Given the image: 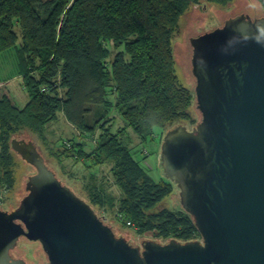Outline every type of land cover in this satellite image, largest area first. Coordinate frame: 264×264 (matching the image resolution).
<instances>
[{
  "label": "trees",
  "instance_id": "trees-1",
  "mask_svg": "<svg viewBox=\"0 0 264 264\" xmlns=\"http://www.w3.org/2000/svg\"><path fill=\"white\" fill-rule=\"evenodd\" d=\"M226 5L233 0H203ZM264 8V0H257ZM202 0H0V55L18 58L21 99L0 72V184H14L12 135L22 129L44 135L63 113L94 147L61 141L64 157L97 166L111 161L121 195L89 187L91 202L117 208L116 220L138 233L183 242L201 237L185 210L152 211L174 188L158 182L114 133L115 114L141 141H157L173 122L190 120L191 89L176 73L173 37L180 18ZM20 29V32H19ZM60 147V146H59ZM62 150V149H61ZM92 176L95 175L92 174ZM104 219L105 216H103Z\"/></svg>",
  "mask_w": 264,
  "mask_h": 264
},
{
  "label": "water",
  "instance_id": "water-1",
  "mask_svg": "<svg viewBox=\"0 0 264 264\" xmlns=\"http://www.w3.org/2000/svg\"><path fill=\"white\" fill-rule=\"evenodd\" d=\"M190 41L201 121L169 129L161 155L201 240L132 244L19 131L11 148L36 173L19 207L0 209V264H27L10 251L21 236L39 241L51 264H264V14L229 13Z\"/></svg>",
  "mask_w": 264,
  "mask_h": 264
},
{
  "label": "rangeland",
  "instance_id": "rangeland-1",
  "mask_svg": "<svg viewBox=\"0 0 264 264\" xmlns=\"http://www.w3.org/2000/svg\"><path fill=\"white\" fill-rule=\"evenodd\" d=\"M235 3V2H234ZM232 3L231 7L225 8L227 13L231 16L236 14L238 3ZM249 3H240V10L248 12L252 17H258L264 14V8L261 6L259 1ZM197 8L192 7L191 10H188L184 15L181 16L179 31L173 37V53L175 55V64H176V73L180 78V81L185 86L189 87L195 97V88H196V77L192 74V46L190 37L203 34L205 31H212L219 25H222L225 18L220 17V15L213 11L203 12L204 5L202 3L197 4ZM194 6V5H192ZM229 16V15H226ZM20 32V29H19ZM20 65L19 60L14 56V53L6 56L0 55V72L2 78H11L15 74L19 76ZM14 93L17 94L21 99L27 98V93L22 90L20 79L14 77L13 79H8ZM191 119L190 120H180L173 122L166 126L164 129L159 130V132L168 133L169 129H172L177 124L186 125L187 130H192L193 127H196L198 121H201V111L197 108V98L195 97L192 106L190 107ZM115 120L113 123L112 131L118 133L120 130H124V142L133 147L135 156L138 159L144 157V165L148 168L149 174L158 182L170 181L172 183L173 192L166 196L163 201H161L157 206L154 207L152 211L169 208L171 210H181L182 199L181 191L179 184L167 177L165 172V167L162 164V146L163 139L166 136L164 135L163 139L157 141H148L144 142L139 139V137L126 127V124L123 122L120 117L119 112L114 111ZM19 131H27L29 136L33 138L34 142L38 146L47 161L49 167L56 171L58 178L61 182H64L66 185L71 187L74 192H77L83 199L91 203L96 213L100 216H105V222L108 224L114 225V229H119L121 232L117 235H125L126 232H129L130 237L125 236L132 244L141 245L142 238H149L152 240L159 239V242L165 243L169 238L164 239L152 233L140 234L135 228H130L116 220V206L106 205L100 206L91 202L89 196V187L98 184L102 186L107 193L113 194L118 199L121 195V190L118 189L115 180L112 176V162L104 161L103 163L93 166L91 163H86L84 161H77V158L64 157L66 154L63 153V148H61L62 138L64 139H73L76 138L81 142H88L87 150L91 151L94 147V140L99 136L100 130H98L95 136L82 137L79 134V131L74 125H71L65 115L60 113L58 118L54 121H51L44 130V135L33 132L31 129H22ZM17 131V133H19ZM14 135L12 137L14 138ZM60 146V147H59ZM62 149V150H61ZM1 151V150H0ZM15 166L13 167L14 172V186L12 188L6 189L0 184V207L5 210L18 208L23 199V196H26L28 191L25 189L24 185H27L29 175L36 173L35 167L25 161L19 153L13 151ZM92 174L95 175L92 176ZM179 191V192H178ZM201 240V237L197 238ZM13 257L23 258L28 264H51L48 261L47 254L42 248V244L39 241L26 238H21L19 244L12 252ZM20 254V256H19Z\"/></svg>",
  "mask_w": 264,
  "mask_h": 264
},
{
  "label": "crops",
  "instance_id": "crops-1",
  "mask_svg": "<svg viewBox=\"0 0 264 264\" xmlns=\"http://www.w3.org/2000/svg\"><path fill=\"white\" fill-rule=\"evenodd\" d=\"M256 0H233V1H231V2H229V3H227L226 5H221V4H218V3H207V2H205V1H203L202 0V5H204L203 7H204V11L203 12H208V11H215V12H217L219 15H220V17H222V18H225V17H228V16H226V15H229L228 13H227V11H226V9L225 8H227V7H231V5H232V3H236L237 2V4L240 2H244V3H249V5H251L250 4V2H255ZM234 3V4H235ZM240 3L238 4V8H237V11H236V14H239V13H242V12H245V11H243V9H241L240 10V8H242V7H240L241 5H240ZM196 6H198L197 4H195L194 6H191V8L192 7H194V8H197ZM261 6H262V4H261ZM263 7V6H262ZM191 10V9H190ZM236 14H233V16H235ZM224 21H225V19H224ZM223 21V22H224ZM219 26H221V25H219ZM26 99V98H25Z\"/></svg>",
  "mask_w": 264,
  "mask_h": 264
},
{
  "label": "flooded vegetation",
  "instance_id": "flooded-vegetation-1",
  "mask_svg": "<svg viewBox=\"0 0 264 264\" xmlns=\"http://www.w3.org/2000/svg\"><path fill=\"white\" fill-rule=\"evenodd\" d=\"M0 209H2V210H4V211H6V212H11V211H13V210H15V209H17V208H15V209H9V211L8 210H5V209H3L2 207H0ZM21 238H26L25 236H21L18 240V243H17V245L19 244V242H20V240H21ZM27 239V238H26ZM31 241V240H30ZM16 245V246H17ZM16 246L14 247V248H12V249H10V251H11V254H13L12 252H13V250L16 248ZM13 256V255H12ZM28 264V263H27Z\"/></svg>",
  "mask_w": 264,
  "mask_h": 264
}]
</instances>
